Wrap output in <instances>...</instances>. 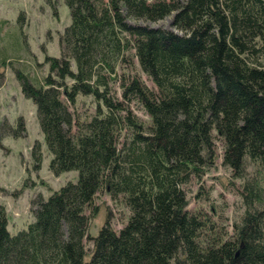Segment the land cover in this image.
<instances>
[{"label": "trees", "instance_id": "trees-1", "mask_svg": "<svg viewBox=\"0 0 264 264\" xmlns=\"http://www.w3.org/2000/svg\"><path fill=\"white\" fill-rule=\"evenodd\" d=\"M64 2L60 55L39 63L25 43L28 59L6 56L0 68L15 71L36 106L50 171L78 177L38 195L34 221L15 235L0 205V264H264V0ZM171 15L175 31L139 23ZM129 55L155 88L119 72L120 63L134 66ZM79 96L94 97V115L75 119ZM14 132L26 133L22 119ZM216 140L239 181L231 235L190 211L184 188L215 165ZM32 159L39 171L40 142ZM102 192L129 216L116 231L108 211L94 237Z\"/></svg>", "mask_w": 264, "mask_h": 264}, {"label": "rangeland", "instance_id": "rangeland-1", "mask_svg": "<svg viewBox=\"0 0 264 264\" xmlns=\"http://www.w3.org/2000/svg\"><path fill=\"white\" fill-rule=\"evenodd\" d=\"M55 8L57 15L54 14ZM172 20L171 15L156 23H139L155 29L175 31ZM69 22V12L64 0H0V61L6 56L12 59L18 55L28 59L29 53L24 47L25 43L39 63H43L47 56L58 57L59 33L63 32ZM128 58L134 62V66L130 63H120L119 72H125L127 78L138 76L148 87L155 88L153 82L140 71L133 56L129 55ZM48 67L44 64L43 70L48 72ZM0 73L5 74L4 80L0 78V83L3 82L0 84V205L4 206L7 212L8 230L15 235L34 221L32 201L38 195L44 199L49 198L53 191L67 182L76 181L78 173L73 171L55 176L50 171L51 154L39 127L35 104L31 99L24 97L12 68H0ZM113 85L120 97L119 83L115 82ZM70 109L75 119L92 116L96 112L95 99L92 96H79L76 104L70 105ZM132 109L144 125L151 124L149 115L135 102ZM19 119L24 121L26 133L15 138L13 133L17 130ZM73 131H76V126ZM37 142H40L43 153L39 171H35L32 159V148ZM216 152L218 157L215 165L204 174L202 180L194 178L184 188L187 192L188 209L202 214L207 222L209 220L214 223L216 232L228 231V235H231V224L239 212V181L234 180L230 170L223 165V148L218 140ZM95 205L100 206V209L91 222L92 236L98 235L100 228L105 224L108 211L111 214V226L116 231L126 224L129 212L122 201L113 200L102 192L95 200ZM87 214L90 215L91 210H87ZM210 235L215 236V233L211 231ZM228 235L224 239H227ZM86 244L91 246L88 241Z\"/></svg>", "mask_w": 264, "mask_h": 264}]
</instances>
